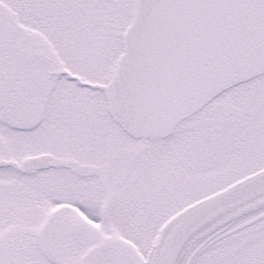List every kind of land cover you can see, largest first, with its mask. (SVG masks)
<instances>
[{"label": "snow or ice", "instance_id": "snow-or-ice-1", "mask_svg": "<svg viewBox=\"0 0 264 264\" xmlns=\"http://www.w3.org/2000/svg\"><path fill=\"white\" fill-rule=\"evenodd\" d=\"M0 264H264V0H0Z\"/></svg>", "mask_w": 264, "mask_h": 264}]
</instances>
